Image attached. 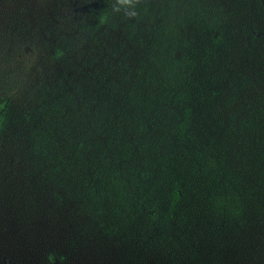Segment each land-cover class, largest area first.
Masks as SVG:
<instances>
[{"label":"rangeland","instance_id":"obj_1","mask_svg":"<svg viewBox=\"0 0 264 264\" xmlns=\"http://www.w3.org/2000/svg\"><path fill=\"white\" fill-rule=\"evenodd\" d=\"M204 1L224 11L228 28V47L215 64L221 74L218 85L228 94L229 82L242 75L249 82L239 90L238 101L243 96L251 100L257 86L264 90V0ZM90 2L0 0V97H8L0 130V264H264L255 234L171 232L158 234L164 237L161 244L156 238L144 241L133 228H98L92 213L53 193L57 173L51 163L58 157L71 160L79 152L74 121L80 115L93 120L88 151L95 173L105 176L98 155L109 159L106 149L119 145L116 139L123 134L132 144L129 159L137 161L125 173L126 181L135 184L138 197L149 182L147 176L139 184L137 165L148 174L155 164L151 160L141 165L143 150L129 135L138 120H127L132 111L126 108L122 115L114 88L120 83L114 74L121 77L138 68L137 52L123 59L129 51L128 31L132 27L138 32L137 22L121 7L119 18L100 24L89 37L81 31L80 37L76 30L92 16L87 12ZM21 14L28 28L20 29ZM190 27L183 37H193L196 45L198 30ZM99 119L106 125L96 129ZM111 122L118 124L112 133ZM217 122L210 111L196 114L199 141L217 134ZM146 127L144 135H155L148 121ZM44 139L52 144L44 146ZM80 145L85 142L80 140ZM153 151H144L145 159ZM163 185L158 181L155 190Z\"/></svg>","mask_w":264,"mask_h":264},{"label":"trees","instance_id":"obj_2","mask_svg":"<svg viewBox=\"0 0 264 264\" xmlns=\"http://www.w3.org/2000/svg\"><path fill=\"white\" fill-rule=\"evenodd\" d=\"M121 7L132 13L134 26L139 27L138 32L130 27L129 51L123 59L134 52L140 58L134 73L113 75L120 81L114 88L122 115L126 108L132 111L126 119L138 120L129 135L143 150L141 165L155 162L148 174L137 165L139 184L148 176L149 186L144 185L138 197L135 184L126 181L125 173H131L137 161L129 159L132 144L124 134L116 139L119 145L106 149L109 159L98 155L105 176L95 173L88 151L93 120L88 116L87 121L86 114L74 121L79 152L71 160L58 157L51 163L57 173L53 193L92 213L104 231L133 228L144 241L156 238L159 244L164 237L158 234L171 232L250 233L264 250V90L257 86L251 100L243 96L238 101L239 90L249 82L242 75L229 82L228 94L219 87L221 74L215 64L228 47L229 35L224 11L204 0H91L87 12L92 16L83 19L77 33L91 36L100 24L119 18ZM17 22L20 29L28 28L22 14ZM190 26L198 30L196 45L193 37H183ZM7 98L0 97V130ZM207 111L217 117V134L201 142L195 119L198 112L204 116ZM146 121L155 135H144ZM110 124L112 133L118 124ZM105 125L99 119L94 128ZM50 144L43 140L44 146ZM144 151H153L152 156L145 159ZM161 180L164 185L156 191Z\"/></svg>","mask_w":264,"mask_h":264}]
</instances>
